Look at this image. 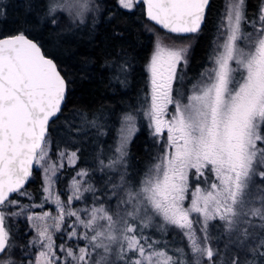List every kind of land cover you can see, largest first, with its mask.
I'll list each match as a JSON object with an SVG mask.
<instances>
[{"label": "snow or ice", "instance_id": "1", "mask_svg": "<svg viewBox=\"0 0 264 264\" xmlns=\"http://www.w3.org/2000/svg\"><path fill=\"white\" fill-rule=\"evenodd\" d=\"M116 5L128 13L143 5L148 31L159 26L175 40L155 43L148 91L138 109L124 114L115 155L100 161L102 189L80 169L58 191L63 161L75 168L80 160L79 148L50 156V126L70 81L26 31L0 37V264H264V0L253 16L247 0H231L217 25L212 67L187 94L176 85L186 76L191 40L202 31L211 0ZM61 7L82 17L88 5L44 0L46 26L64 19ZM115 18L111 12L110 22ZM113 34L123 35L119 28ZM120 68L126 73L128 65ZM138 117L161 152L133 182L125 158ZM118 165L124 167L119 183L107 176ZM37 170L43 175L34 195L27 185ZM76 202L84 206L73 207ZM50 204L55 214L33 210ZM20 218L23 231L15 229ZM169 229L186 244L164 240Z\"/></svg>", "mask_w": 264, "mask_h": 264}, {"label": "trees", "instance_id": "2", "mask_svg": "<svg viewBox=\"0 0 264 264\" xmlns=\"http://www.w3.org/2000/svg\"><path fill=\"white\" fill-rule=\"evenodd\" d=\"M230 1L211 0L202 31L191 40L193 47L189 64L183 69L186 76L176 85L179 92L187 94L191 85L201 78L200 73L212 64L209 56L215 51L220 36L217 25ZM57 2L62 5L64 0ZM81 2L88 5L82 17L61 7L59 12L64 19L57 25L46 26L48 17L40 12L44 0H0L3 6L0 7V37L26 31L29 37L40 43L46 55L55 59L70 81L67 101L59 117L51 124L49 135L53 142L50 151L53 159L60 150L80 149V160L75 168L68 165L67 160L63 161L65 167L61 169L57 183L61 192L80 169L89 170L91 181L98 189L104 187L106 180H99L105 175L99 171L100 161L107 164L115 155L124 114L138 109L148 91L147 64L155 40L160 38L169 45L175 40L169 39L158 26L152 25L155 31H148L151 22L143 14V5L134 13H128L117 9L116 0ZM29 3L34 7L29 9ZM259 4L260 0H247V15L256 14ZM111 12L116 13V18L110 22ZM80 19H83L82 24H78ZM114 28L122 31V37L114 36ZM122 62L128 65L126 73L120 68ZM136 124L139 131L132 138L125 158L128 176L133 182L142 178L161 152V144L155 143L150 136L146 121L138 117ZM117 168L118 171L107 172V176L119 183V172L124 167L118 165ZM41 180L42 175L37 170L27 185L34 195L41 187ZM86 196L88 205H91V194ZM112 206L115 207L114 201ZM24 227L25 222L20 218L15 229L23 231ZM156 235L160 237L159 233ZM163 239L171 246L186 244L172 229Z\"/></svg>", "mask_w": 264, "mask_h": 264}, {"label": "rangeland", "instance_id": "3", "mask_svg": "<svg viewBox=\"0 0 264 264\" xmlns=\"http://www.w3.org/2000/svg\"><path fill=\"white\" fill-rule=\"evenodd\" d=\"M68 2V0H64V2H63V4L62 5H64L65 3H67ZM230 3H231V1H230ZM68 11V10H67ZM72 12H74V11H72ZM157 41H160L161 43H162V46H165V47H167V46H171V45H169V44H166L165 42H163V40L162 39H160V38H157L156 40H155V43L157 42ZM155 43H154V46H155ZM154 46H153V50H154ZM153 50H152V53H153ZM152 53H151V55H152ZM212 67V64L208 67V68H211ZM208 68H206V69H208ZM201 79V78H200ZM200 79H199V81H200ZM198 81V82H199ZM197 82V83H198ZM123 125H124V122L122 123V126H121V128L123 127ZM166 135V134H165ZM39 172L41 173V175H43V173H42V170H39ZM57 189H58V187H57ZM59 191V190H58ZM84 206V203L83 202H76L74 205H73V207H75V208H79V207H83ZM89 206H91V205H89ZM34 211H37V212H42V211H45V210H49V211H52L53 212V214H55V205H45V207L43 208V209H33ZM60 241H59V239L57 240V243H59ZM69 243H72V242H69ZM82 243V242H81Z\"/></svg>", "mask_w": 264, "mask_h": 264}, {"label": "water", "instance_id": "4", "mask_svg": "<svg viewBox=\"0 0 264 264\" xmlns=\"http://www.w3.org/2000/svg\"><path fill=\"white\" fill-rule=\"evenodd\" d=\"M159 27V26H158ZM6 36H8V35H6ZM2 37H4V36H2ZM31 38V37H30ZM33 39V38H32ZM35 40V39H34ZM36 42H38L37 40H35ZM39 43V42H38ZM40 44V43H39ZM42 51L44 52V50H43V48H42ZM45 53V52H44ZM46 55V54H45ZM46 56H48V57H50V58H52L51 56H49V55H46ZM54 59V58H53ZM54 62H56L55 61V59H54ZM57 63V62H56ZM58 65V64H57ZM59 68V67H58ZM63 74V73H62Z\"/></svg>", "mask_w": 264, "mask_h": 264}]
</instances>
